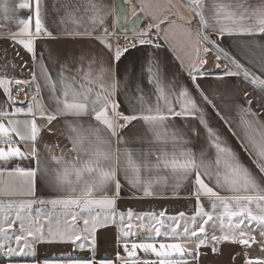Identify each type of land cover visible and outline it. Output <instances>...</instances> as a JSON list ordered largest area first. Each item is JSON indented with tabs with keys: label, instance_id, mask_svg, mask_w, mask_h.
Here are the masks:
<instances>
[{
	"label": "snow or ice",
	"instance_id": "1",
	"mask_svg": "<svg viewBox=\"0 0 264 264\" xmlns=\"http://www.w3.org/2000/svg\"><path fill=\"white\" fill-rule=\"evenodd\" d=\"M124 3L126 10L97 0L65 4L54 32L46 0H0L7 22L0 39L33 65L27 79L8 76L5 56L0 75V257L41 264V245L71 244L92 255L42 264H96L97 230L111 225L122 253L100 264H224L226 246L228 264H264L250 254L264 252V43L254 45L259 61L247 60L253 42L238 52L221 46L225 36L264 41V0H212L211 22L208 0H168L159 15L145 0ZM176 28L195 53L187 63L176 55L179 76L161 60L158 42ZM56 40L71 46L48 49L53 75L37 45ZM141 46L144 62L129 69L124 62ZM208 77L250 86L235 105L239 133L202 86ZM214 121H223L247 161ZM125 193L185 199L193 211H120Z\"/></svg>",
	"mask_w": 264,
	"mask_h": 264
},
{
	"label": "crops",
	"instance_id": "2",
	"mask_svg": "<svg viewBox=\"0 0 264 264\" xmlns=\"http://www.w3.org/2000/svg\"><path fill=\"white\" fill-rule=\"evenodd\" d=\"M18 0H10V3H16ZM48 4V24L49 27L55 32L60 30L63 25L55 26L53 25V20H58L59 16L64 14L63 5L69 4L72 8H76L78 6H82L86 3V0H46ZM97 2L103 3H112L119 6L121 9L126 10L128 5L124 3V0H97ZM146 3L152 5L151 11L157 13V15L161 14V9L168 3V0H145ZM173 4H179V0H171ZM247 2L251 5H256L260 2V0H247ZM53 4L56 5L57 8H60V12L57 14L53 10ZM157 5L159 7H157ZM209 7L206 10V16L211 22L212 18V0H208ZM175 10V9H174ZM3 13L0 12V24H6L7 22L3 18ZM26 15V13H25ZM179 24L180 22L177 21ZM10 28L15 29V25H8ZM73 25L69 22L68 27H72ZM140 26L142 25V21L140 22ZM163 27V26H162ZM215 38V37H214ZM163 45L160 52V58L164 61L165 65L172 73H176L177 76L180 75V61L176 59V55H180L185 62L187 63L190 57H194L195 53L192 51L190 42L188 41L186 35L179 28H176L172 31H169L167 34V39H160L158 41ZM245 42H253L249 44L251 51L248 53L247 60H256L259 61L262 53L259 47H255V44H262L264 41H261L259 36L250 37L246 35H234V36H225L223 38L222 47H230L233 51L238 52V45H243ZM9 41L0 39V75L4 74V63L5 56L7 57V61L9 62V67L7 68L8 76H15L16 78L27 79L29 78L30 70L33 68V65L30 62V57L22 48H19L20 55L16 56V50L9 46ZM71 45L64 40H56V41H42L37 45L38 53L40 51L44 52L45 55V63L48 64V67L52 70L53 75H55V68L52 66L51 62L48 60V49H60L65 47H70ZM146 46H141V50H133L132 55L129 56L128 60L124 63L129 66L131 69L132 63L135 62L137 66V70H139V65L144 62L145 52L143 48ZM175 48L176 52L173 53L172 49ZM5 49L7 51L5 52ZM22 57V59H21ZM246 66H251L248 62ZM27 63V67L21 69L20 65ZM11 64H15L16 67L13 69ZM123 67V65L121 66ZM208 67L214 69L213 57H209V65ZM232 83L225 84L221 81L216 80L214 77H208L201 81L202 86L212 95L216 97L217 106L220 108L222 113L232 121V126L239 133L241 131L239 126V116L237 114V110L235 105L238 103H242V89L244 87H250L241 82V79L230 78ZM25 91H29L25 89ZM46 98V94H45ZM3 97H0L2 100ZM17 101H23L25 99L23 93L16 97ZM255 107V105L253 106ZM214 123L218 124L221 131L224 133L226 139L229 143L240 152L241 156L248 160V156L240 149V145L236 139V137L232 136L231 133L228 132L227 127L224 125L223 121H214ZM87 121H85V125ZM46 142L50 144H54L55 140L46 138ZM57 154H59V149H57ZM40 198H45L43 193H38ZM48 209L51 206H47ZM127 207L133 208L135 211L144 213L151 210L159 211L162 208H167L169 214H175L178 211L184 210L188 213L193 211V205L191 202L185 199H145V200H134L130 199L125 193V197L122 201L118 203V209L120 211L125 210ZM82 224V221H81ZM14 230L18 231V228L14 226ZM159 239V238H158ZM121 251L122 253V245L117 244V228L113 226H109L107 228H102L97 230V249L95 252L96 264H100V261L105 259L115 260L116 252ZM231 251L229 247L225 248V257L223 258L224 264H228V256L227 253ZM235 251H239L236 249ZM252 256H264V252H262L259 248H254L250 253ZM92 255L91 251L73 249L71 244H45L41 245L38 248L37 260H39L42 264L44 259H68V258H89ZM142 255V253H141ZM0 264H9V258L0 257ZM12 264H35V261L31 257H18L14 258ZM237 264H240V261H237Z\"/></svg>",
	"mask_w": 264,
	"mask_h": 264
},
{
	"label": "built area",
	"instance_id": "3",
	"mask_svg": "<svg viewBox=\"0 0 264 264\" xmlns=\"http://www.w3.org/2000/svg\"><path fill=\"white\" fill-rule=\"evenodd\" d=\"M144 23H147V21H142V25H143Z\"/></svg>",
	"mask_w": 264,
	"mask_h": 264
}]
</instances>
